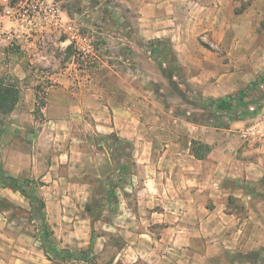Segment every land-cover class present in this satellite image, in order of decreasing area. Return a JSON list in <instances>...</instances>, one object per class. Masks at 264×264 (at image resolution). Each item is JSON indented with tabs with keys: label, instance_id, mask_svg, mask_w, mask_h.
Returning a JSON list of instances; mask_svg holds the SVG:
<instances>
[{
	"label": "crops",
	"instance_id": "obj_1",
	"mask_svg": "<svg viewBox=\"0 0 264 264\" xmlns=\"http://www.w3.org/2000/svg\"><path fill=\"white\" fill-rule=\"evenodd\" d=\"M117 1L132 15L129 23L134 31L127 40L129 46L136 49L137 42L170 46L184 79L179 86H189L205 101L245 90L264 73V0ZM61 15L63 20L69 19L64 11ZM60 33L54 32L55 36ZM7 41L0 36V45H8ZM55 42L66 47L73 43L67 37ZM31 45L25 42L22 48L36 54L41 50V56L44 48ZM1 52L0 74L14 73L7 63L11 53ZM16 70L17 75H23L20 80L27 75L22 68ZM69 71L71 68L55 72L57 83L48 89L44 109L48 118L39 135L47 146L44 154L53 158L43 165L34 156L25 168L5 169L9 175L43 181L51 191L63 181L69 182L82 189L83 201L88 202L91 192L84 189L105 175L99 162L111 163L112 148L106 142L115 137L131 144L136 171L133 181L137 183L139 174L142 181L137 197L141 214L131 215L141 220L145 229L140 222L133 227L134 249L142 244L148 249L166 247L171 255L165 264H264V260L238 258L241 253L264 248V147L248 144L252 149L239 151L230 145L232 127H242L244 120L231 122L225 129L228 146L213 127L209 135L203 126H196L195 134L164 128L156 133L145 131L139 123L137 72L131 67L124 73L109 67L113 84L105 78L97 85L85 78L78 83L69 77L63 81L60 77L71 74ZM176 73L169 80H176ZM20 89L17 108L33 113L37 88L32 83ZM90 130L103 133L102 149L91 148L90 138L83 134ZM195 140L208 149L194 150ZM33 141L35 146L24 144L25 153L35 151L38 138ZM0 195L8 196V189H0ZM230 199L240 204L241 213L229 207ZM152 225L163 226L161 238H154L149 229ZM1 231L5 240L0 250L8 251L10 236L5 228ZM20 242L17 239L15 247L25 250ZM6 260L0 252V262L8 264Z\"/></svg>",
	"mask_w": 264,
	"mask_h": 264
},
{
	"label": "rangeland",
	"instance_id": "obj_2",
	"mask_svg": "<svg viewBox=\"0 0 264 264\" xmlns=\"http://www.w3.org/2000/svg\"><path fill=\"white\" fill-rule=\"evenodd\" d=\"M20 1L22 0H0V36L8 38V45H0V52L11 53L7 63L14 72L0 74V79L6 84L17 85L19 89L33 83L37 88V103L33 113L17 106L10 114L0 113V189L4 188L1 185L4 175L15 177L9 175L7 168H25L34 156L36 161L42 160L43 165L53 158L52 155L44 154L47 152V146L39 139V135L40 131L44 130L48 118L47 112H44L48 89L57 83L55 72L68 68H71L69 72L72 73L59 76L63 81L69 77L78 83L85 78L90 80L92 85H97L102 78L113 84L107 71L109 67L123 73L131 67L137 72L139 123L142 129L156 133L164 128L195 134V127L203 126L209 135L210 127H213L216 134L226 143L225 129L231 126V122L233 124L237 121L238 110L243 108H238L236 112H220L208 106L207 101L201 99L200 94L189 86H179L184 79L167 44L161 43L155 53L151 47L152 42H137L136 49L129 46L127 40L134 31L129 23L132 15H129L119 1L43 0L46 6L55 8L60 15L62 11L67 13L69 19L63 20L61 15L62 24L66 26L61 33L55 36V30L42 16L39 27L32 31V34L22 28L20 33L10 38L9 35L14 32L15 27L10 23L19 15L16 10ZM66 37L73 41L70 47L56 44L55 41L61 43ZM34 40L35 44L31 45ZM25 42L30 44L31 48H44L41 56V50L36 54L22 48ZM17 67L27 72L21 80L19 78L23 75L16 74ZM176 71L177 79L169 80ZM255 81L258 84L253 85ZM255 81L245 89L248 90L245 101L249 106L264 108V73L258 75ZM21 93L20 89V98ZM176 120L178 123L175 124ZM242 127H232L230 137L233 141L230 145L235 150L250 148L248 143L241 142L239 131ZM83 134L90 138L91 148L94 146L97 150L102 149L101 142L104 137L101 131L90 130L84 131ZM36 138L38 141L35 151L32 155L25 153L24 144L34 145L33 140ZM115 140V137H112L110 143L106 142V146L109 144L112 148L111 163L106 164L103 160L99 162L100 167L103 165L101 174L105 175L92 181V185L84 189V192H91L88 202L83 201L82 189L78 190L77 187L69 185V182L65 184L63 181L51 191L48 186L44 187L46 184L43 181L28 179L35 182L30 184V187L44 200L47 224L40 219L41 213L35 200L31 201L10 188H7L8 196L0 195V229L5 228L11 239L8 251L0 252L4 259L5 256L8 258V264H92L71 261L68 257L64 260H54L53 255L47 253L52 245L65 251L64 256H68L67 252L90 249V259L96 264H165L168 261L170 257L167 256L171 255V252L166 247L148 249L142 244L141 248L136 250L135 245L131 244L135 240L133 227L140 222L145 229L142 221L135 220L131 215L141 214L137 197L142 181L138 172L137 183L133 181L132 175L136 171L130 152L131 144ZM227 143H230V140ZM227 143L225 146L229 145ZM194 146L198 150H204L207 145L195 140ZM37 151L39 155H36ZM229 207L242 212L240 204L231 199ZM147 209L151 210L150 207ZM141 216L146 217V214ZM47 228L53 232L51 243L48 242L49 238L45 237ZM149 229L154 233L155 239L161 238L162 225H152ZM2 233L4 232H0L1 246L5 240ZM17 239L21 241L20 248L24 246L25 250L15 247ZM238 258H247L250 261L264 260V248L260 251L241 253Z\"/></svg>",
	"mask_w": 264,
	"mask_h": 264
},
{
	"label": "trees",
	"instance_id": "obj_3",
	"mask_svg": "<svg viewBox=\"0 0 264 264\" xmlns=\"http://www.w3.org/2000/svg\"><path fill=\"white\" fill-rule=\"evenodd\" d=\"M160 42H154L152 43V50L155 53L157 50V47H160ZM155 47H154V46ZM258 84L257 81L253 83V85ZM248 90H242L234 95L229 96L228 98H220L216 100H207L208 106L211 108L217 109L220 112H236L238 108H243V110H238V115L236 120H245L247 116L250 114L248 111V108L250 107L248 102L245 101V97L247 95ZM20 99V89L17 85L12 84H6L4 83L3 79H0V113L4 114H10L12 113ZM240 108V109H241ZM258 109H260V106H257ZM239 111L241 113L239 114ZM195 142H193V149H195L194 146ZM208 149V146H205ZM195 156L198 158V153H195ZM35 182H31L28 179H20L15 178L12 176H5L1 178V185L5 188L13 189L17 192H20L25 198L36 201L39 207L40 219L46 223L45 219V203L44 200L37 194L35 189H32L30 187V184H34ZM32 205V203H31ZM47 224V223H46ZM45 237H48L50 243L52 242L53 232L49 230V228L46 229ZM47 253H51L52 259L54 260H64L67 259L65 257H68L71 261H85L90 262L92 264H96L93 260H91V250H78L74 252H67L68 256H64L65 251H61L56 245H52L50 247V250H47Z\"/></svg>",
	"mask_w": 264,
	"mask_h": 264
},
{
	"label": "built area",
	"instance_id": "obj_4",
	"mask_svg": "<svg viewBox=\"0 0 264 264\" xmlns=\"http://www.w3.org/2000/svg\"><path fill=\"white\" fill-rule=\"evenodd\" d=\"M18 5L19 8L16 12L19 15L15 13L17 17L14 20L18 24L15 25L14 32L9 35L10 38L20 33L22 28H26L27 33L32 34V31H36V28L39 27L42 16L54 30L60 31L66 27L62 24L58 10L46 6L43 0H22ZM73 39L75 38L73 37ZM248 111L250 114L244 120L247 125L239 131L240 138L251 146L264 147V108L258 109L257 106H250Z\"/></svg>",
	"mask_w": 264,
	"mask_h": 264
}]
</instances>
